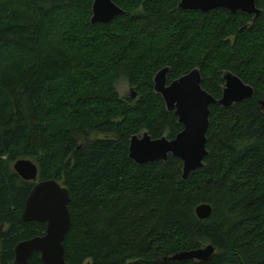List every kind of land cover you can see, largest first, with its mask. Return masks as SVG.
Wrapping results in <instances>:
<instances>
[{
	"label": "trees",
	"instance_id": "trees-1",
	"mask_svg": "<svg viewBox=\"0 0 264 264\" xmlns=\"http://www.w3.org/2000/svg\"><path fill=\"white\" fill-rule=\"evenodd\" d=\"M93 1L0 0V264L46 230L22 220L34 182L14 171L18 159L69 191V264H264V0L255 20L180 0H112L124 12L107 24L91 23ZM164 67L168 82L199 69L215 99L225 71L254 89L210 105L208 154L185 180L177 157H128L131 136L182 130L153 89ZM120 81L136 97L121 96ZM208 244L205 261L170 259ZM27 264H43L40 254Z\"/></svg>",
	"mask_w": 264,
	"mask_h": 264
},
{
	"label": "water",
	"instance_id": "water-1",
	"mask_svg": "<svg viewBox=\"0 0 264 264\" xmlns=\"http://www.w3.org/2000/svg\"><path fill=\"white\" fill-rule=\"evenodd\" d=\"M178 6L183 10H199L204 13L219 8L231 14L242 11L253 15L254 20L261 12L256 6V0H180ZM123 12L112 0H94L91 23L107 24ZM168 71L169 68L164 67L155 74L153 89L162 97L167 111L176 115L182 130L172 139L166 136L153 139L146 131L133 135L129 140L128 157L136 164L156 160L165 162L169 155L177 157L182 161V178L185 180L192 171L203 167V160L208 154L206 132L210 105L218 104L228 108L251 99L254 89L232 72L225 71L221 98L215 99L201 87L199 69L195 68L170 82L167 80ZM129 96L136 97V92L130 89ZM259 103L264 107V101ZM13 169L23 180L34 182L25 201L22 220L46 224L44 235L16 244L14 264H27L35 252L40 254L43 264H69L65 260L63 248V241L71 226L68 189L53 179L38 180L37 165L30 159L16 160ZM195 212L199 219H207L212 214V208L209 204H200ZM214 252L215 248L208 244L176 253L170 259L205 261Z\"/></svg>",
	"mask_w": 264,
	"mask_h": 264
},
{
	"label": "rangeland",
	"instance_id": "rangeland-1",
	"mask_svg": "<svg viewBox=\"0 0 264 264\" xmlns=\"http://www.w3.org/2000/svg\"><path fill=\"white\" fill-rule=\"evenodd\" d=\"M116 87L121 96H128L130 94V87L126 81L118 82Z\"/></svg>",
	"mask_w": 264,
	"mask_h": 264
}]
</instances>
